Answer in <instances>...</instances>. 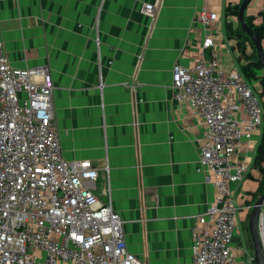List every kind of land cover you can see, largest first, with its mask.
Here are the masks:
<instances>
[{
    "label": "crops",
    "instance_id": "crops-1",
    "mask_svg": "<svg viewBox=\"0 0 264 264\" xmlns=\"http://www.w3.org/2000/svg\"><path fill=\"white\" fill-rule=\"evenodd\" d=\"M148 2L156 3L153 16L143 11ZM241 2L0 0L11 64L48 68L62 154L99 168V197L121 215L127 248L145 264H194L192 229L216 188L199 170L204 128L187 101L173 98L172 70L213 54L223 70L240 69L245 59L226 23L240 26L227 6ZM203 6L217 13L208 26L199 21ZM263 9L264 0H251L245 18L260 24ZM207 35L213 44L205 47ZM262 133L240 140L234 154L248 171L231 185L239 206L231 246L249 264H257L249 217L264 192ZM258 229L264 239V206Z\"/></svg>",
    "mask_w": 264,
    "mask_h": 264
},
{
    "label": "built area",
    "instance_id": "built-area-1",
    "mask_svg": "<svg viewBox=\"0 0 264 264\" xmlns=\"http://www.w3.org/2000/svg\"><path fill=\"white\" fill-rule=\"evenodd\" d=\"M143 11L155 15L156 3ZM198 17L208 26L217 13L203 6ZM211 44L207 35L203 45ZM53 87L48 68L13 66L0 40V264H145L127 248L121 215L99 197V168L63 156ZM172 90L204 128L199 170L216 188L192 229L193 263L249 264L232 251L239 206L231 185L248 171L234 154L240 140L262 130L264 103L242 71L223 70L216 54L175 63Z\"/></svg>",
    "mask_w": 264,
    "mask_h": 264
},
{
    "label": "trees",
    "instance_id": "trees-1",
    "mask_svg": "<svg viewBox=\"0 0 264 264\" xmlns=\"http://www.w3.org/2000/svg\"><path fill=\"white\" fill-rule=\"evenodd\" d=\"M227 11L229 13H233V14L237 15L238 12H239V5H231V4H229L227 6ZM261 13L263 15L262 23H260V24L254 23L252 17H246V21L249 24V26L253 29V31L257 34V36L262 40L263 37H264V9L262 10ZM226 28H227V33L230 36H235L238 39V47L242 51V58H244L245 61H248V62H243V63L240 64V70L242 71V73L245 76V78L247 80H249L247 75L248 74L249 75L253 74V70H251L249 68L250 66L263 68V66H262V64H261V62H260V60L258 58L256 47H255L252 39L250 38V36L247 34L246 31H244L241 28V26H238V27L234 28L233 24L231 22H227L226 23ZM247 41L252 46V52L251 53H247L246 52ZM257 161L259 163L260 162H264V127H263V133H262V137H261V142L259 143V146H258ZM262 169L264 171V167Z\"/></svg>",
    "mask_w": 264,
    "mask_h": 264
},
{
    "label": "water",
    "instance_id": "water-1",
    "mask_svg": "<svg viewBox=\"0 0 264 264\" xmlns=\"http://www.w3.org/2000/svg\"><path fill=\"white\" fill-rule=\"evenodd\" d=\"M251 0H242L238 18L241 28L247 32L252 39L258 54V58L264 68V45L262 40L257 36L253 29L249 26L245 18V9ZM264 206V192L252 203V210L249 217V231L251 234L254 250H255V261L257 264H264V239L258 229V223L261 216V211Z\"/></svg>",
    "mask_w": 264,
    "mask_h": 264
},
{
    "label": "rangeland",
    "instance_id": "rangeland-1",
    "mask_svg": "<svg viewBox=\"0 0 264 264\" xmlns=\"http://www.w3.org/2000/svg\"><path fill=\"white\" fill-rule=\"evenodd\" d=\"M249 44L250 43H248L247 41V45ZM244 62H248V61H244ZM249 68L253 70V74L251 75L248 74L247 77L251 81V84L253 85L255 90L259 92L258 95L261 98V100H263L264 99V68L253 67V66H250Z\"/></svg>",
    "mask_w": 264,
    "mask_h": 264
}]
</instances>
